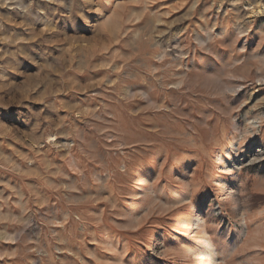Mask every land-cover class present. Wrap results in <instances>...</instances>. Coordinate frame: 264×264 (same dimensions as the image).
Listing matches in <instances>:
<instances>
[{
    "label": "rangeland",
    "instance_id": "374dc122",
    "mask_svg": "<svg viewBox=\"0 0 264 264\" xmlns=\"http://www.w3.org/2000/svg\"><path fill=\"white\" fill-rule=\"evenodd\" d=\"M0 264H264V0H0Z\"/></svg>",
    "mask_w": 264,
    "mask_h": 264
}]
</instances>
